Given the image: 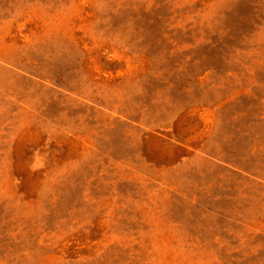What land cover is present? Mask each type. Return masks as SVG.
Instances as JSON below:
<instances>
[{"label": "rangeland", "instance_id": "rangeland-1", "mask_svg": "<svg viewBox=\"0 0 264 264\" xmlns=\"http://www.w3.org/2000/svg\"><path fill=\"white\" fill-rule=\"evenodd\" d=\"M0 264H264V0H0Z\"/></svg>", "mask_w": 264, "mask_h": 264}]
</instances>
